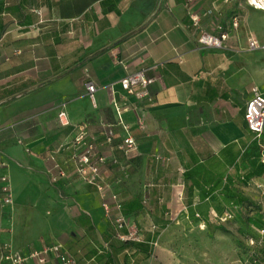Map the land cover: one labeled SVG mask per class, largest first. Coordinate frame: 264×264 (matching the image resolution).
I'll return each instance as SVG.
<instances>
[{"label":"crops","instance_id":"0c3cea01","mask_svg":"<svg viewBox=\"0 0 264 264\" xmlns=\"http://www.w3.org/2000/svg\"><path fill=\"white\" fill-rule=\"evenodd\" d=\"M191 13L200 30L227 33L221 47H200ZM250 37L264 44V11L246 0H0V176L13 197L0 207V244L21 253L60 244L76 264H148L165 219L204 223L197 207L237 218L242 208L224 204L222 188L248 198L264 174L246 156L256 142L244 117L252 88L264 98V50L248 49ZM137 70L154 79L150 100L119 86ZM113 103L136 142L129 155L118 149L126 133ZM81 123L106 159L108 215L76 170ZM55 165L64 175L52 181ZM118 215L139 244L115 237Z\"/></svg>","mask_w":264,"mask_h":264},{"label":"built area","instance_id":"2783aa9c","mask_svg":"<svg viewBox=\"0 0 264 264\" xmlns=\"http://www.w3.org/2000/svg\"><path fill=\"white\" fill-rule=\"evenodd\" d=\"M191 1V0H187ZM246 4L256 10L264 11V0H246ZM190 19L192 21L193 27L198 30L197 41L201 48H219L223 45L227 33L221 31L216 35L208 34L199 27V17L197 14H190ZM232 28L236 29L238 27L237 18H233ZM247 48L253 49H263L264 44H259L255 38H248ZM123 65V64H122ZM125 68V66H124ZM153 78H147L144 75L143 70H137L134 72L126 73L119 80V86L121 90L127 94L133 95L138 100H150V93L148 86L153 83ZM86 90L89 94L91 100H94L95 87L87 83ZM252 97L246 105L245 109V121L249 132L253 135V139L260 144L262 142L264 133V98L261 96L257 88H252ZM115 112L117 113L119 122L125 131L126 135L119 144L118 149L124 154L129 155L136 150V142L134 138L128 133V128L123 124L120 114L124 109L113 103ZM58 121L61 125L69 124L68 115L65 111L61 110L57 114ZM140 124L141 121L139 120ZM106 142L111 141V133L109 132L105 138ZM74 145L77 146L78 151L74 154V162L76 165V170L83 182L87 184L94 185L97 192L100 194L102 200L104 198V188L105 184L100 176L99 168L106 162L104 156L96 152L93 143L86 139V124L81 123L76 126V134L73 139ZM261 162L264 164V155L261 158ZM6 162L0 160V169L6 167ZM57 173L53 175L52 181H56L59 177L64 174L58 168L57 165L54 166ZM111 199L115 203V208L120 209L121 203L118 201L117 195L112 194ZM13 202L12 191L10 186L9 178L6 175L0 176V207L11 205ZM106 215L110 212L109 204L106 201H102L101 204ZM220 221H226L232 218L230 212H224L222 215L217 216ZM174 220V219H169ZM115 227V237L124 242H140V237L138 236V230L133 225H127L124 218L118 215L112 219ZM202 227L204 223L201 221ZM125 228L126 232H121ZM153 229L156 226H152ZM261 235H264V222L261 228L258 229ZM253 244L254 241L250 240ZM76 264V259L73 255L66 253L60 244L46 245L40 249L30 250L26 253H21L19 251L13 250L7 244H0V264Z\"/></svg>","mask_w":264,"mask_h":264},{"label":"rangeland","instance_id":"374dc122","mask_svg":"<svg viewBox=\"0 0 264 264\" xmlns=\"http://www.w3.org/2000/svg\"><path fill=\"white\" fill-rule=\"evenodd\" d=\"M246 193L254 205L242 208L241 217L255 218V212L259 211L264 220V174ZM164 223L167 229L160 230L163 233L154 245L148 264H254L253 261L264 264V235L253 224L244 225L241 231V223L233 214L226 221L209 218L211 226L223 225L227 232L216 227L211 230L206 224L202 228L194 220H180L175 224L177 220L165 219Z\"/></svg>","mask_w":264,"mask_h":264},{"label":"trees","instance_id":"16d2710c","mask_svg":"<svg viewBox=\"0 0 264 264\" xmlns=\"http://www.w3.org/2000/svg\"><path fill=\"white\" fill-rule=\"evenodd\" d=\"M263 139H264V137L262 138V142L260 144L254 142L250 146L248 152H246V156H251V157H253L252 158L253 160L258 162L259 169L257 170V172L259 175L264 173V164L260 161V159L264 155V140ZM222 197H223L222 200H223L224 204H226L228 207H235L238 210L241 208H250L251 206L254 205V202H252L249 198H247L246 196H243L237 190H235L233 188H228L226 186H224L222 188ZM196 211H197L199 216L203 217L201 219L209 227V229L212 230L214 227H216L218 230H220L222 232H227L226 228L223 225L211 226L209 224V219L204 216V209L197 207ZM258 213H259V211L255 212V214H256L255 218L246 217L245 219H243L241 217L240 213H238L239 215L237 216V220L241 223V226L239 227V229L242 231L245 228L244 225H249V224H253L255 227H257V229L261 228L264 220L262 219L261 215H258ZM163 226L164 225L159 226V229L163 228ZM122 243L124 245L129 244L130 247L132 245L139 244V242H131V241H124ZM253 263L256 264L255 261H253ZM259 263L263 264L262 262H259Z\"/></svg>","mask_w":264,"mask_h":264}]
</instances>
